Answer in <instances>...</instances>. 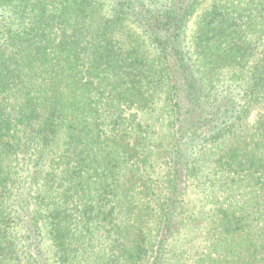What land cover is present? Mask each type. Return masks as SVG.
<instances>
[{"label":"trees","instance_id":"1","mask_svg":"<svg viewBox=\"0 0 264 264\" xmlns=\"http://www.w3.org/2000/svg\"><path fill=\"white\" fill-rule=\"evenodd\" d=\"M0 264H264V0H0Z\"/></svg>","mask_w":264,"mask_h":264},{"label":"rangeland","instance_id":"2","mask_svg":"<svg viewBox=\"0 0 264 264\" xmlns=\"http://www.w3.org/2000/svg\"><path fill=\"white\" fill-rule=\"evenodd\" d=\"M188 34H190V29L188 30ZM253 119H251V121H252Z\"/></svg>","mask_w":264,"mask_h":264}]
</instances>
